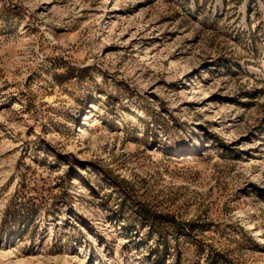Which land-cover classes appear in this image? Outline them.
Returning <instances> with one entry per match:
<instances>
[{
	"label": "rangeland",
	"instance_id": "obj_1",
	"mask_svg": "<svg viewBox=\"0 0 264 264\" xmlns=\"http://www.w3.org/2000/svg\"><path fill=\"white\" fill-rule=\"evenodd\" d=\"M0 264H264V0H0Z\"/></svg>",
	"mask_w": 264,
	"mask_h": 264
},
{
	"label": "trees",
	"instance_id": "obj_2",
	"mask_svg": "<svg viewBox=\"0 0 264 264\" xmlns=\"http://www.w3.org/2000/svg\"><path fill=\"white\" fill-rule=\"evenodd\" d=\"M164 220V217H161V216H159V217H154V221H155V225H156V227H157V223H161V221H163ZM164 223H168V221L167 220H165L164 221ZM180 225H178V223L176 222V221H174V226H173V229L175 230V229H178V227H179ZM158 231H160L161 232V230H158Z\"/></svg>",
	"mask_w": 264,
	"mask_h": 264
}]
</instances>
